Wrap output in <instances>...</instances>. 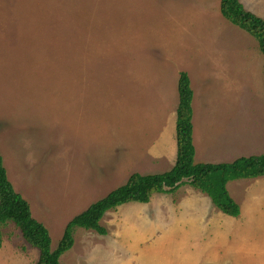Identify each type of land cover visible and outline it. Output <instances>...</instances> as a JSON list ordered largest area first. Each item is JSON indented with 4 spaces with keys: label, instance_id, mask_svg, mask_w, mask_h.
I'll use <instances>...</instances> for the list:
<instances>
[{
    "label": "rangeland",
    "instance_id": "374dc122",
    "mask_svg": "<svg viewBox=\"0 0 264 264\" xmlns=\"http://www.w3.org/2000/svg\"><path fill=\"white\" fill-rule=\"evenodd\" d=\"M184 71L195 162L263 154L264 55L220 0H0V152L52 250L130 175L173 168ZM227 187L237 217L186 180L108 210L106 234L77 227L59 264H264V176ZM1 229L0 264L38 263L14 223Z\"/></svg>",
    "mask_w": 264,
    "mask_h": 264
},
{
    "label": "trees",
    "instance_id": "16d2710c",
    "mask_svg": "<svg viewBox=\"0 0 264 264\" xmlns=\"http://www.w3.org/2000/svg\"><path fill=\"white\" fill-rule=\"evenodd\" d=\"M222 15L233 25L247 31L259 43L264 55V18L248 11L240 0H220ZM179 103L176 120L177 157L173 168L165 173L142 175L133 173L122 186L75 216L66 226L64 235L52 250L50 233L44 224L32 216L29 202L16 191L10 181L0 152V250L3 247L1 227L14 223L25 240L40 250L37 264H59L61 256L74 245L77 227L106 234L101 220L108 210L126 203H148L153 194L173 193L187 182L210 196L213 203L227 215L237 217L240 206L228 191L233 180L264 176V153L240 157L229 163H196L193 140L194 91L187 72L178 81Z\"/></svg>",
    "mask_w": 264,
    "mask_h": 264
},
{
    "label": "crops",
    "instance_id": "0c3cea01",
    "mask_svg": "<svg viewBox=\"0 0 264 264\" xmlns=\"http://www.w3.org/2000/svg\"><path fill=\"white\" fill-rule=\"evenodd\" d=\"M242 2V4L245 6L247 3H249L250 5H255L256 3H253L252 0H240ZM247 9V8H246ZM251 9V8H250ZM251 11L253 13H255L256 15H259L260 17L264 18V16H261L262 14H260V12H258L257 8H254L253 10H248Z\"/></svg>",
    "mask_w": 264,
    "mask_h": 264
}]
</instances>
